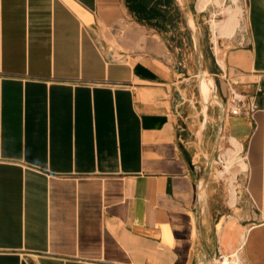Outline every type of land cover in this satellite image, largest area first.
<instances>
[{
  "label": "crops",
  "instance_id": "obj_1",
  "mask_svg": "<svg viewBox=\"0 0 264 264\" xmlns=\"http://www.w3.org/2000/svg\"><path fill=\"white\" fill-rule=\"evenodd\" d=\"M241 12L205 69L260 108L207 152L126 0H0V264H264V0Z\"/></svg>",
  "mask_w": 264,
  "mask_h": 264
},
{
  "label": "rangeland",
  "instance_id": "obj_2",
  "mask_svg": "<svg viewBox=\"0 0 264 264\" xmlns=\"http://www.w3.org/2000/svg\"><path fill=\"white\" fill-rule=\"evenodd\" d=\"M182 4H185V7L188 4L189 11H186ZM200 5V0H170L166 7L160 8V15L156 21L152 22L157 23L158 26L133 18L126 22L125 28L127 29L130 25L146 26L148 29H154V32L148 30L149 32L156 33L155 31H158L160 33L161 39L166 43L171 63L174 69L179 71V79L182 80L183 99L180 103L182 117L187 119L193 132L200 133L204 128V134L206 138L208 137L206 151L210 152L217 125L230 103L231 89L228 91L227 98L219 97L220 79L209 74L205 69V64L208 68H213L214 59L221 57L223 49L228 43L225 36L232 35L236 26L240 27L241 23L238 24V21L242 17L239 14L243 11V0H208L204 7H199ZM230 15L235 16L237 24L233 31L224 34L221 32V28L228 21ZM239 30L237 29V32ZM235 37L236 32L233 39ZM111 39L112 41L107 43L108 47L116 50L118 44L114 37ZM201 70L205 72L202 73ZM237 85L234 86V91L242 94L243 92L237 89ZM209 158L207 156V159ZM224 164L226 165V163ZM232 165L234 164L232 163ZM214 166L217 169L216 163ZM230 166L229 160L224 167L226 173L230 170ZM225 172L220 170L219 174L222 175ZM223 262L228 264L227 259Z\"/></svg>",
  "mask_w": 264,
  "mask_h": 264
},
{
  "label": "trees",
  "instance_id": "obj_3",
  "mask_svg": "<svg viewBox=\"0 0 264 264\" xmlns=\"http://www.w3.org/2000/svg\"><path fill=\"white\" fill-rule=\"evenodd\" d=\"M126 3L137 20L158 26L157 23L152 22L160 15V8L166 7L170 0H126Z\"/></svg>",
  "mask_w": 264,
  "mask_h": 264
},
{
  "label": "built area",
  "instance_id": "obj_4",
  "mask_svg": "<svg viewBox=\"0 0 264 264\" xmlns=\"http://www.w3.org/2000/svg\"><path fill=\"white\" fill-rule=\"evenodd\" d=\"M260 91L261 90H259V92ZM230 104L229 112L234 115L246 114L252 116L253 113L260 108V105L255 99H247L244 94L236 93L233 90L230 91ZM217 161H219V159Z\"/></svg>",
  "mask_w": 264,
  "mask_h": 264
},
{
  "label": "bare ground",
  "instance_id": "obj_5",
  "mask_svg": "<svg viewBox=\"0 0 264 264\" xmlns=\"http://www.w3.org/2000/svg\"><path fill=\"white\" fill-rule=\"evenodd\" d=\"M207 2H208V0H200L201 5L199 7H204ZM235 24H237V22L235 20V16L234 15H230L228 21L221 28V32L224 33V34H229L231 31H233V28H234ZM201 72L204 73L205 71L201 70ZM212 264H224V262L221 260V261H215Z\"/></svg>",
  "mask_w": 264,
  "mask_h": 264
},
{
  "label": "water",
  "instance_id": "obj_6",
  "mask_svg": "<svg viewBox=\"0 0 264 264\" xmlns=\"http://www.w3.org/2000/svg\"><path fill=\"white\" fill-rule=\"evenodd\" d=\"M186 11H189V6L188 4L186 5ZM212 162H213V157H210L206 163V167H205V173L208 174L210 172L211 166H212Z\"/></svg>",
  "mask_w": 264,
  "mask_h": 264
}]
</instances>
